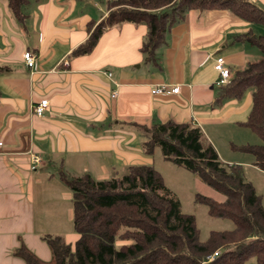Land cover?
<instances>
[{
    "label": "crops",
    "instance_id": "1",
    "mask_svg": "<svg viewBox=\"0 0 264 264\" xmlns=\"http://www.w3.org/2000/svg\"><path fill=\"white\" fill-rule=\"evenodd\" d=\"M107 1L28 0L20 22L0 0V264H25L15 254L20 247L49 261L43 238L60 236L58 225L72 229L64 238L74 245L78 235L62 225L63 218L72 220L71 202L62 211V200L51 198L57 196L52 187L64 185L62 175L106 180L120 178L129 166L152 164L132 123L199 128L222 162L241 166L264 209V171L231 148L262 143L239 126L251 110L253 89L216 103L221 86L214 68L222 58L232 76L261 61L258 48L234 39L248 32L264 36V25L225 9L190 10L165 33L156 63L145 62L140 51L144 24L106 28L90 53L72 56L88 38L87 27L106 17ZM246 1L264 11V0ZM25 51L34 54L37 71L26 68ZM160 84L179 92L152 95ZM41 100L48 106L40 117L32 108Z\"/></svg>",
    "mask_w": 264,
    "mask_h": 264
},
{
    "label": "trees",
    "instance_id": "2",
    "mask_svg": "<svg viewBox=\"0 0 264 264\" xmlns=\"http://www.w3.org/2000/svg\"><path fill=\"white\" fill-rule=\"evenodd\" d=\"M6 2L12 16L22 22L28 0ZM211 9L229 10L241 20L264 25V11L246 0H117L103 20L87 27L88 38L72 56L90 53L106 28L144 24L147 31L140 51L145 62L156 63L155 52L164 43L165 33L186 12ZM234 40L255 46L263 59L230 75L215 102L238 99L253 89L251 110L239 126L262 143L231 148L250 156L252 164L264 171V36L248 32ZM132 126L144 138L146 155L152 157L158 149L165 161L196 176L223 197L217 201L196 194L195 201L207 208L209 217L230 219L233 229L211 231L201 242L194 215L180 211L159 172L152 165H134L120 178L106 180H95L87 173L75 178L62 175L65 188L72 193L71 224L78 239L72 246L60 236L44 237L51 251L47 262L25 247L15 254L25 264H246L250 259L264 264L261 196L245 179L241 166L222 162L197 127L172 121ZM215 252L217 256L210 261Z\"/></svg>",
    "mask_w": 264,
    "mask_h": 264
},
{
    "label": "rangeland",
    "instance_id": "3",
    "mask_svg": "<svg viewBox=\"0 0 264 264\" xmlns=\"http://www.w3.org/2000/svg\"><path fill=\"white\" fill-rule=\"evenodd\" d=\"M117 3V0H108L107 1V9L109 11V7L113 6V3ZM119 7H115L118 9ZM123 8V7H120ZM108 14V12H107ZM257 50V49H256ZM258 51V50H257ZM260 52V51H258ZM231 77V76H230ZM220 148V146H219ZM141 149H143L141 147ZM221 149V148H220ZM144 151V150H143ZM152 158V166L159 172L161 175L163 182L166 188L173 194V196L179 202V208L182 213L194 215L195 225L199 232V240L201 242L206 241L209 237L211 231H230L233 229L234 224L230 219L226 218H211L207 213V208L199 204L195 201L196 194L204 195L211 197L217 201H221L223 197L200 182L198 178L191 173L179 168L167 161H165L158 149H156L153 153ZM62 185L60 189V185L52 187L50 190L52 193H56L55 198L57 200H62L61 208L62 211H65L68 208V203L72 200V193ZM50 192V193H51ZM50 206V205H49ZM62 225L64 226H72L71 222L67 221V218L62 219ZM60 224V222H58ZM58 230H60V236H63V240L65 242V234L69 233L71 228L65 230L61 225H58ZM73 232V231H71ZM213 255L209 256V260L212 261L214 257ZM251 262V261H249ZM249 264V263H248Z\"/></svg>",
    "mask_w": 264,
    "mask_h": 264
},
{
    "label": "built area",
    "instance_id": "4",
    "mask_svg": "<svg viewBox=\"0 0 264 264\" xmlns=\"http://www.w3.org/2000/svg\"><path fill=\"white\" fill-rule=\"evenodd\" d=\"M23 61L24 64L26 66V68H28L31 71H37V63H36V59L35 56L32 52L30 51H25L23 53ZM64 65H67V62H64ZM215 70L218 72V81H217V85L218 86H224L226 84H228L229 80H230V72L228 70V68H226L224 66V62L222 58H218L216 60L215 66H214ZM108 77H111L110 73H107ZM179 92V87L178 86H169L167 84H160V85H156L155 87H153L151 89V94L155 95V96H161V95H170V94H177ZM117 93L113 92L112 97H116ZM48 106V101L47 100H41L39 102H37L32 110L33 113L36 116H43L45 109ZM3 148V143L2 141H0V152ZM217 256V253L215 252L213 254L212 257Z\"/></svg>",
    "mask_w": 264,
    "mask_h": 264
}]
</instances>
